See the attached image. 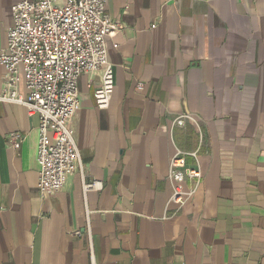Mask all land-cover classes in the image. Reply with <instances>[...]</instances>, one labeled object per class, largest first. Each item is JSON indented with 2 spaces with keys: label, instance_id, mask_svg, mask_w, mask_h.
<instances>
[{
  "label": "crops",
  "instance_id": "obj_1",
  "mask_svg": "<svg viewBox=\"0 0 264 264\" xmlns=\"http://www.w3.org/2000/svg\"><path fill=\"white\" fill-rule=\"evenodd\" d=\"M14 2L0 0V55ZM106 9L121 25L106 38L114 89L100 109V73L80 76L70 126L82 170L61 190L36 186L38 115L0 100V264H264V0ZM3 76L0 65V94ZM10 132L24 136L18 149ZM178 151L201 173L180 206L168 178Z\"/></svg>",
  "mask_w": 264,
  "mask_h": 264
},
{
  "label": "built area",
  "instance_id": "obj_2",
  "mask_svg": "<svg viewBox=\"0 0 264 264\" xmlns=\"http://www.w3.org/2000/svg\"><path fill=\"white\" fill-rule=\"evenodd\" d=\"M12 25L0 55L4 69L0 100L23 105L38 115L37 189L41 194L61 190L82 161L71 129L80 107L78 80L100 73L93 97L98 108H107L114 89V69L108 59L106 38L121 25L107 14L106 0H15L10 7ZM117 48V44H113ZM21 72L26 95L19 92ZM189 114L174 119L182 126ZM24 136L10 132L7 142L18 149ZM168 178L174 182L172 201L179 206L191 194L183 189L186 178L198 183L201 173L187 167L184 153L170 160ZM85 183V189L94 187ZM74 235H81L75 231Z\"/></svg>",
  "mask_w": 264,
  "mask_h": 264
}]
</instances>
